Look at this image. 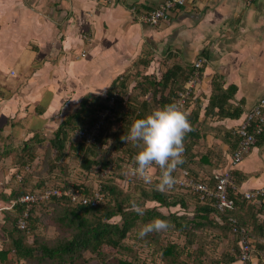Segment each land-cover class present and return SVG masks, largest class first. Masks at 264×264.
<instances>
[{
	"label": "crops",
	"instance_id": "1",
	"mask_svg": "<svg viewBox=\"0 0 264 264\" xmlns=\"http://www.w3.org/2000/svg\"><path fill=\"white\" fill-rule=\"evenodd\" d=\"M164 1L0 0L1 136L17 143L44 129L54 132L85 97L104 96L117 78L142 69L160 77L175 62L190 66L202 58L199 84L185 107L199 134L194 150L206 158L195 170L200 179L226 171L238 147L237 128L264 97V0H187L159 25L139 21ZM149 55L144 66L141 58ZM216 84L230 94L222 109L212 107L219 101ZM233 177L237 195L264 187V132ZM250 203L254 233L264 224V199Z\"/></svg>",
	"mask_w": 264,
	"mask_h": 264
},
{
	"label": "trees",
	"instance_id": "2",
	"mask_svg": "<svg viewBox=\"0 0 264 264\" xmlns=\"http://www.w3.org/2000/svg\"><path fill=\"white\" fill-rule=\"evenodd\" d=\"M147 58H141L144 66L150 63L151 59ZM193 69L194 65L185 66L175 62L160 77L143 73V77L137 75V80L134 78L136 84L132 88L129 84L131 78L125 74L117 78L104 96L85 97L80 104L81 108L53 132L50 146L57 151V155L52 163H46L47 159L43 160L36 148L35 142L41 134L35 133L18 148H15L13 142L9 144L10 135L1 141L0 134V162L6 156L15 158L12 163L14 170L11 169L6 188L0 191V199L7 205L1 211L0 264H16L21 261H24L23 264H189L185 256L192 258L196 264H204L207 259H210L211 264H233L240 260L241 243L239 235L233 230L235 224L229 220L231 216L251 237L254 234L264 236V224L263 227L259 226L260 231L255 229L252 233L250 230L251 215L247 213H252L255 207L250 203L253 200L237 195L234 190L230 191V196L235 198L236 209L221 213L213 198L202 199L199 192L183 190L176 184L169 190L160 191L154 186L158 177L153 176V183L149 185L139 176L130 173V169L135 166L134 156L140 150V145L127 142L122 139L123 136L127 135L136 118L170 102H177V96L186 89ZM215 86V97H219V101H213L212 107L222 109L226 101L223 96L230 94L221 86ZM117 89L119 93L112 106V114L107 117L97 141L89 144L69 139L77 129L90 127L95 122ZM191 97L192 94L188 102ZM237 135L238 146L241 137ZM198 137L195 129L186 134L185 159L173 175L176 176L179 170H186L190 176L214 187V173L200 179L195 170L196 166L206 161V158L202 160L200 157L203 153L194 150ZM67 157H76L83 176L91 177V180L81 181L68 177L72 169L68 168L67 172ZM153 165L159 176V166ZM17 173L21 174L20 179ZM36 176L39 180L33 184L32 178ZM95 182L103 186L104 200L98 205L75 202L66 195L55 196L32 203L26 228L19 227L26 206L17 202L20 195L48 185L91 195ZM132 201L144 208L143 214L132 207ZM149 202L153 205L148 206ZM162 207L170 209V213L163 215ZM174 207H179L183 212L175 211ZM115 216H119L121 221H113ZM155 218L168 220L170 227L141 237V227ZM52 225L59 231L55 240L45 235V228ZM166 232L182 236L185 245L181 246ZM209 235L214 238L210 239ZM253 239L255 250L264 248L263 241L257 242L255 237ZM223 241L227 247L219 250L218 242L220 244ZM145 249H152V256L160 253L159 263L148 255L144 257ZM214 251H218L219 256L213 259Z\"/></svg>",
	"mask_w": 264,
	"mask_h": 264
},
{
	"label": "built area",
	"instance_id": "3",
	"mask_svg": "<svg viewBox=\"0 0 264 264\" xmlns=\"http://www.w3.org/2000/svg\"><path fill=\"white\" fill-rule=\"evenodd\" d=\"M113 2L115 0H105ZM187 0H165L158 8L151 11L142 12L138 15V19L142 23H148L151 25H159L162 21L167 20L170 17V11L173 8L181 7L185 5ZM202 58L196 60L193 65V74L190 76L187 82L186 89L181 91L177 96V103L183 108L188 103L189 96L193 93L194 89L199 84V77L201 74V67L203 66ZM119 93V89L115 95H113L107 107L101 110L97 116V119L90 127L80 128L76 130V136L78 140L85 141L89 144L95 143L99 138L102 128L105 125L106 119L112 114V106L115 104L116 96ZM240 135L241 140L238 147L234 150L231 165L226 171L214 172L215 186L212 187L208 182L194 178L188 174L186 170H180L175 176L176 182L180 188L190 189L201 194L202 199L213 198L215 205L221 213L233 211L236 209L235 198L230 196V191L236 188L233 169L238 165L245 155L256 144L258 137L264 132V97L261 98L252 109H249L245 115L244 120L236 130ZM153 166V165H152ZM29 169V167H27ZM132 169L130 173L132 175ZM17 178H21V174L17 173ZM103 186L97 182L94 192L91 195H85L82 193L74 192L69 189H61L53 185L43 186L36 188L34 191L24 193L20 195L17 202L25 204V209L22 211V218L19 220V227L24 229L27 226L26 219L30 210L31 204L34 202L46 201L52 197H62L64 195L70 196L73 201L82 204L98 205L104 200ZM242 196L249 200L264 199V187L255 188L243 192ZM229 220L235 224L233 230L240 237L241 251L240 261L243 264H264V248L257 252V260L253 262L255 255V247L253 238L246 232L245 228L238 225L235 217L231 216ZM254 254V255H253Z\"/></svg>",
	"mask_w": 264,
	"mask_h": 264
},
{
	"label": "clouds",
	"instance_id": "4",
	"mask_svg": "<svg viewBox=\"0 0 264 264\" xmlns=\"http://www.w3.org/2000/svg\"><path fill=\"white\" fill-rule=\"evenodd\" d=\"M191 127L187 110L177 102H170L136 118L122 138L140 145V150L134 156L136 163L133 174L151 185L154 180L151 166L158 165L160 175L156 178L155 188L160 191L171 189L177 179L173 173L185 159L184 140ZM132 207L143 214L144 208L140 204L132 201ZM169 227L168 220L155 218L141 227L139 235L143 237L149 232H159Z\"/></svg>",
	"mask_w": 264,
	"mask_h": 264
},
{
	"label": "rangeland",
	"instance_id": "5",
	"mask_svg": "<svg viewBox=\"0 0 264 264\" xmlns=\"http://www.w3.org/2000/svg\"><path fill=\"white\" fill-rule=\"evenodd\" d=\"M147 59H151V55L149 56V58ZM143 70H137L133 73H131V76H130V81H129V84H130V87L132 88V86H134L136 84V81L135 79L137 80L138 77H143L144 75L142 74L143 73ZM138 73V74H137ZM138 75V77H137ZM135 78V79H134ZM141 79V78H140ZM53 130L54 129H44V131H42V134H41V137L38 138L35 142V145H36V148L38 150V153L40 155H42V159L43 160H46V163H52L51 161L54 160V158L56 157L57 155V151L52 148L50 146V139L53 137ZM76 131H74L71 135H70V138L71 140H77V141H81V140H78L77 136H76ZM6 136L2 134L1 136V141H3V139L5 138ZM25 137H28V135L24 136L23 138L24 139H18V142L17 143H13V145H15V148H18L26 139ZM21 138V137H20ZM13 139V138H12ZM12 139L10 137V141H9V144H12ZM15 139V137H14ZM71 140L67 143L68 147L70 145V142ZM18 146V147H17ZM44 155V157H43ZM14 157H11V156H6L5 158H2L1 162H0V182L3 183V185L0 183V191L4 190L6 188V181H7V178L9 176H11L10 172L11 169L13 168V164H14ZM41 159V158H40ZM65 162L67 163L68 167H67V172L68 170L71 168L72 171L70 170V175H68V177L72 178V179H80L81 181L83 180H91V177L88 178V177H85L83 176L84 173H82V170L79 166V162H78V159L76 157H67V159L65 160ZM13 163V164H12ZM69 168V169H68ZM7 170H9L7 172ZM7 172V173H6ZM7 174V175H6ZM72 174V175H71ZM10 178V177H9ZM36 180H39V177H35V178H32V183L35 184L36 183ZM93 182V181H92ZM121 183L125 184L126 181H120ZM91 183V182H90ZM94 183V182H93ZM32 184V185H33ZM96 185V182L95 184ZM2 205L1 202H0V223H1V220H2V217H3V214L1 213L2 211ZM153 203L152 202H149L148 203V206H152ZM175 211L177 210L179 213H182L183 211L179 208V207H174L173 208ZM161 211H163V215H168V213H170V209L168 210L167 208L165 207H162ZM121 218L119 216H115L112 220L113 221H121L120 220ZM45 235L48 239H52V240H55V238H57L58 236V233L59 231H57V229L52 225V226H48L47 228H45ZM164 233V232H163ZM166 233H169V236H171L172 239H174L175 241H178L179 244L181 246H184L185 245V240L184 238L181 236H176L175 234L173 233H170V232H166ZM210 239H213L211 238V236L209 235ZM208 239V240H210ZM164 240H167L166 238H164ZM194 246H196V244H194ZM218 246H219V250H223L224 248L227 247V245L225 244V242L223 241L222 243L219 244L218 242ZM149 249V248H148ZM152 250V249H151ZM151 250H147L145 249L144 252H143V256L146 257V255H148V257L150 256V258H152L154 261L158 262L159 260V256H160V253H156L155 256H152L151 255ZM150 251V252H149ZM218 251H214L213 252V259L215 257H218L219 254L217 253ZM185 259L186 261L189 262V264H196L192 258H188L185 256ZM208 261L204 262V264H211L210 262V259H207ZM18 263V262H17ZM20 263V262H19ZM93 263H96L93 261ZM159 263V262H158Z\"/></svg>",
	"mask_w": 264,
	"mask_h": 264
}]
</instances>
